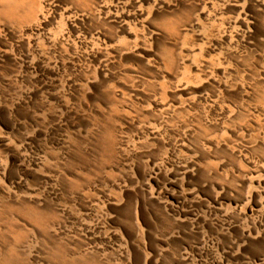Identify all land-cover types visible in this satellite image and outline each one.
Instances as JSON below:
<instances>
[{
  "label": "rangeland",
  "instance_id": "1",
  "mask_svg": "<svg viewBox=\"0 0 264 264\" xmlns=\"http://www.w3.org/2000/svg\"><path fill=\"white\" fill-rule=\"evenodd\" d=\"M0 264H264V0H0Z\"/></svg>",
  "mask_w": 264,
  "mask_h": 264
}]
</instances>
